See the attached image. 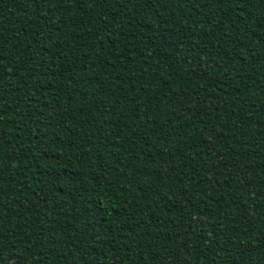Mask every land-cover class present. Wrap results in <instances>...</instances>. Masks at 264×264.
Masks as SVG:
<instances>
[{"label":"trees","instance_id":"1","mask_svg":"<svg viewBox=\"0 0 264 264\" xmlns=\"http://www.w3.org/2000/svg\"><path fill=\"white\" fill-rule=\"evenodd\" d=\"M0 264H264V0H0Z\"/></svg>","mask_w":264,"mask_h":264}]
</instances>
